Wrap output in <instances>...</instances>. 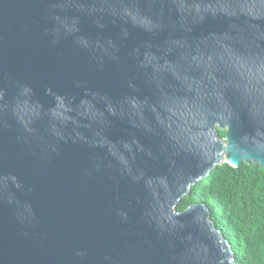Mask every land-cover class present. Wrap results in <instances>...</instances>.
<instances>
[{"label":"water","instance_id":"water-1","mask_svg":"<svg viewBox=\"0 0 264 264\" xmlns=\"http://www.w3.org/2000/svg\"><path fill=\"white\" fill-rule=\"evenodd\" d=\"M223 164L264 170V0H0V264H235L178 210Z\"/></svg>","mask_w":264,"mask_h":264},{"label":"trees","instance_id":"trees-1","mask_svg":"<svg viewBox=\"0 0 264 264\" xmlns=\"http://www.w3.org/2000/svg\"><path fill=\"white\" fill-rule=\"evenodd\" d=\"M218 131L219 138L225 133ZM204 204L232 248L235 264H264V170L242 164L217 166L178 205Z\"/></svg>","mask_w":264,"mask_h":264}]
</instances>
